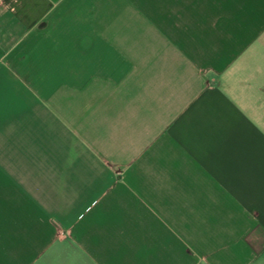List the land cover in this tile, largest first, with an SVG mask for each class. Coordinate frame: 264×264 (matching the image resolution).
Segmentation results:
<instances>
[{"label":"crops","instance_id":"0c3cea01","mask_svg":"<svg viewBox=\"0 0 264 264\" xmlns=\"http://www.w3.org/2000/svg\"><path fill=\"white\" fill-rule=\"evenodd\" d=\"M0 264H264V0H0Z\"/></svg>","mask_w":264,"mask_h":264}]
</instances>
